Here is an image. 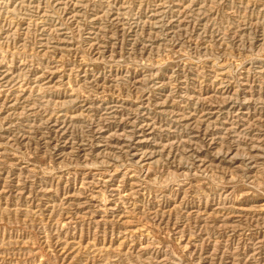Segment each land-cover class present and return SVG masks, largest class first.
I'll return each mask as SVG.
<instances>
[{
  "label": "rangeland",
  "instance_id": "374dc122",
  "mask_svg": "<svg viewBox=\"0 0 264 264\" xmlns=\"http://www.w3.org/2000/svg\"><path fill=\"white\" fill-rule=\"evenodd\" d=\"M0 264H264V0H0Z\"/></svg>",
  "mask_w": 264,
  "mask_h": 264
}]
</instances>
